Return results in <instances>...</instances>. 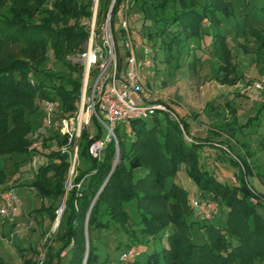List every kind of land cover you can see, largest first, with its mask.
Masks as SVG:
<instances>
[{
  "label": "trees",
  "instance_id": "16d2710c",
  "mask_svg": "<svg viewBox=\"0 0 264 264\" xmlns=\"http://www.w3.org/2000/svg\"><path fill=\"white\" fill-rule=\"evenodd\" d=\"M7 1L11 7L7 13H3L1 7ZM22 1H0V47H8L6 58L0 59V154L16 150L29 155L30 140L26 136L34 130L31 129L30 118L25 115L37 111L36 98L53 100L56 93L61 101L60 114L77 109L83 64L66 57L84 50L89 36L88 29L79 25L77 20L69 27H58L56 24L65 22L67 17L79 19L88 16L92 13L90 0L84 5L81 0H52V10L39 4L37 10L41 19L37 22L30 13L21 11ZM40 1L44 3V0ZM98 1L99 11L108 8L109 0ZM115 2L111 17L122 3L130 9L140 10L143 18L159 16L153 20L154 30H150L147 36L167 43L164 49L166 47L168 51L177 50L183 36L186 39L200 37L202 23L205 20L210 26L218 23L220 9L224 11L228 6L216 0ZM148 2L153 8L150 9L153 13L150 16ZM169 8L170 14H167ZM217 37L220 44L216 45L220 48L224 45L221 32L214 35L213 42L218 41ZM261 42L259 51L263 53L264 40ZM49 53L63 74L55 69L45 71L43 64ZM224 53L229 61L230 54ZM147 118L140 117L126 124L133 137L127 146L124 141L118 140L119 162L112 171L114 142L106 144L99 160L92 159L87 154L90 143L88 132H82L77 156H86L90 165L79 169V175L73 181L77 183L82 179L80 188L73 186L65 196V206L56 226L55 239L59 247L51 255L52 258H59L58 253L62 250L65 256L68 255L65 264H105L109 259L104 256L101 259L98 253L100 241L97 234L112 228L121 229L126 239L124 250L127 251L130 247H138L137 234L155 237L173 226L172 233L166 235L167 245L149 252L143 259H135L136 256L131 255L134 258L131 264H264V214L260 213V207L250 204V192L244 178L250 173L248 167L245 173L238 176L239 186L216 179L213 170L202 164L203 159L208 161L210 158L209 153L205 152H208V148H203L204 142L198 138H194V141L184 139L176 121L169 114L164 113L163 126H159L158 114L150 116L149 124ZM183 125L188 130L185 122ZM217 149L222 151L221 148ZM44 151L41 153L50 161L37 168L33 181L27 187L37 188L39 197L48 199L65 193L64 182L69 164L67 157L58 150L50 148L48 152ZM248 152L250 156L253 155ZM223 155L224 152L217 154V157L220 159ZM225 159L230 165L237 166L234 159ZM242 162L245 163V160ZM180 164L199 188L197 199L216 202L219 213L221 211L225 215L223 224L202 220L198 215V219L187 220L190 208L187 206L185 187L173 180ZM139 167L145 168L146 172L135 179L134 171ZM5 180L6 174L0 169V184ZM129 202L136 210L135 218H131L126 210ZM191 208L197 214V209ZM49 213L52 218L56 216L52 210ZM194 224L204 231L205 241L194 242L189 236ZM52 258L47 259L46 264H51ZM119 262L122 263L120 257ZM0 264H3L1 259ZM24 264L35 262L27 260Z\"/></svg>",
  "mask_w": 264,
  "mask_h": 264
},
{
  "label": "rangeland",
  "instance_id": "374dc122",
  "mask_svg": "<svg viewBox=\"0 0 264 264\" xmlns=\"http://www.w3.org/2000/svg\"><path fill=\"white\" fill-rule=\"evenodd\" d=\"M90 1L92 2V7H90L92 13L88 16L79 19L67 17L65 22L62 21L56 26L69 27L77 20L78 24L86 29L94 25L93 29L97 31V27L108 20L110 28L113 29V44H115V50L119 55L117 61L121 62L122 65L126 59L123 43L126 31L131 34V41L137 45L135 48L137 58L142 57L143 47L147 46L148 54L151 56V64L141 69L140 82L149 94V98H154L157 102L168 103L177 111L180 122L176 125H178L184 139L194 141V138H198L200 142H204L203 148H208V152H205L209 153L208 157L210 158L208 161L203 159L202 164L210 171L213 170L216 179L227 180L229 184L239 186L238 176L245 173L248 167L250 173L244 178L248 188L252 191L248 189L250 192L249 201L253 206L260 207V213L263 214L264 86L258 87L254 83L258 82L261 77L264 78V48L263 53L259 51L261 41L264 40V0H216L228 5L224 11L220 9L219 22L210 26L208 20H205L202 23L203 28L200 37L186 39L183 36V42L177 50L173 51H168L166 47L164 49L167 43L160 42L159 39H150L147 36L150 30H154L152 28L153 20L159 17L154 15L155 17L152 19L151 2H148L150 6L147 9L148 11L151 9L148 14L151 16L143 18L140 10L137 8L130 9L128 5H123V3L115 12L114 17H111L110 13L115 6V0H109L108 8H104L102 12L99 11L100 2L98 0ZM22 2L24 4H19L21 11L30 13L35 22L41 19L39 10H37L39 4L44 7L47 6L50 10L54 7L52 0H44L43 4L40 0H23ZM86 2L87 0H81L83 5ZM10 7L9 1L4 2L1 11L7 13ZM170 10V8L166 10V13L170 14ZM123 19H127V30L123 27L120 28ZM158 21L161 22V20ZM220 32L224 39V45L219 48L217 46L220 44L219 38L217 37V42H213L212 38L215 34L216 36L219 35ZM7 48V46L0 47V59L6 58ZM224 52L230 54L229 61L226 60ZM76 55L73 53L66 58L80 63L76 59ZM37 57L34 58L38 59ZM43 67L45 71H54L55 69L60 71L59 74H63L51 53L46 57ZM91 83L92 79L89 84ZM87 96L88 92L85 98ZM53 97L55 106L52 116L53 120L56 121L61 116L59 114L61 101L56 93ZM82 97L80 91L78 106L75 111L86 105L85 98L82 101ZM38 99L34 100L35 106L38 107L37 111L25 115V117L30 118L31 129L34 130L26 136L30 142L38 136L41 132L40 127L44 125L41 116L44 102ZM157 114L160 119L159 126H163L165 122L164 113L158 112ZM233 116L234 120L232 119ZM147 122L148 124L151 123L150 117L147 118ZM183 122L188 125V130ZM95 125L96 123L92 118L86 127L91 135L97 133L98 129ZM116 127L120 136L115 131V136L110 140L114 142L115 146L111 171L114 165L119 162L118 140L121 139L127 146L133 137V132L127 125L119 124ZM55 139L57 140L58 136L55 135L54 138V133L53 135L47 133L42 141L44 146L39 147V150L42 152L44 149V152H48V149L53 148ZM79 139L75 141L77 145H79ZM217 148H221L224 152L223 157L221 156L222 159H219L217 154L222 155L223 152ZM248 151L252 152L253 155L250 156ZM27 155L26 152L16 150L12 153L0 154V169H3L4 174H6L5 182L0 185L14 186L16 198L19 201L13 221L0 216V259L3 264H24L27 260H34L35 264H46L47 259H51L53 257L51 255L59 247L55 238H57L58 227L56 226L60 215L56 214V211L59 209L62 211L64 208L65 196L71 188L68 191L65 190L61 196L48 199L40 198L37 188L27 187L33 181L34 176L28 170ZM79 157L80 170L90 165V160L86 156L79 155ZM224 157L234 159L237 166L230 165L228 159ZM243 160L245 163L242 162ZM179 167L180 169L173 180L183 188L185 187L187 206L190 208L187 220H195L198 219V214H196V210H192L191 205L192 199L198 196L199 188L190 180L183 164H180ZM145 172V168H136L134 171L135 179L144 175ZM253 192L256 193L253 194ZM251 197L256 198V201H251ZM214 203V210L217 209L216 213L213 212L209 215L207 220L223 224L225 215L221 211L219 213V207L215 201ZM49 210L54 211L56 216L52 218ZM126 210L131 218H135L136 210L133 209L132 203L129 202ZM172 231L173 226H169L155 237L145 235L141 237L137 234L139 248L130 247L129 254L135 255V259L145 258L149 252L157 251L167 245L166 235ZM86 232L85 226V234H87ZM203 232L197 224H194L190 229L189 236L194 242L201 243L206 240ZM97 235L100 241L98 242V253L101 254V259L103 256L109 259V262L106 261L105 264H120L121 252H126L124 250L125 234L122 233L121 229L112 228ZM137 250L142 253L137 252ZM58 255H60L59 258H52L51 264H65L68 255L65 256L62 250ZM133 260L134 258L131 257L129 260L121 261V264H131Z\"/></svg>",
  "mask_w": 264,
  "mask_h": 264
},
{
  "label": "built area",
  "instance_id": "2783aa9c",
  "mask_svg": "<svg viewBox=\"0 0 264 264\" xmlns=\"http://www.w3.org/2000/svg\"><path fill=\"white\" fill-rule=\"evenodd\" d=\"M127 24V19H123L120 28L123 27L127 30ZM93 27L94 25L88 28L89 36L84 44V50L76 55V59L83 64L80 87L83 95L82 101L88 92V96L85 98L86 105L78 108V111L73 114L71 112L67 115L60 114L59 111L61 116L54 121L52 112L55 103L50 99L43 100L44 107L41 116L44 125L40 127L41 132L32 142H29L28 146V167L29 171L35 175L39 166L50 161L39 150L44 137L47 136V133H51V135L54 133V138L55 135L58 136V139L54 140L53 149L65 155L69 164L66 168L67 174L64 182L66 191L73 186L80 188L82 179L77 183L73 182L80 172V160L77 156L78 145L75 141L80 138L84 130L88 132L87 139H90L87 154L92 159L99 160L106 144L115 136L116 126L119 124L126 125L133 119L147 118L158 112L169 114L176 123L180 122L177 111L168 103L157 102L154 98H149V94L140 82L141 69L151 64V57L147 54L148 48L144 46L142 57L137 58L135 56L137 45L131 41V34L126 31L123 39L126 59L122 65L117 61L119 55L115 50V44H113V30L110 28L109 21L98 26L97 31ZM91 79L92 83L89 84ZM263 84V77L254 83L258 87L264 86ZM92 118L98 129L95 135H91L86 128ZM255 193L253 192V194ZM16 197L14 186L0 185V216L9 221H13V216L19 205ZM250 200L255 202L256 198L251 197ZM262 205L264 206V203ZM191 207L197 209V214L202 220H207L209 215L217 210H214V201H200L197 198L192 199ZM262 210L264 214V208ZM60 211V209L56 211V214L60 215ZM129 250L122 252L121 261L128 260L131 255L134 256L132 253L129 254ZM137 252L139 251L137 250Z\"/></svg>",
  "mask_w": 264,
  "mask_h": 264
},
{
  "label": "crops",
  "instance_id": "0c3cea01",
  "mask_svg": "<svg viewBox=\"0 0 264 264\" xmlns=\"http://www.w3.org/2000/svg\"><path fill=\"white\" fill-rule=\"evenodd\" d=\"M27 165H28V163H27ZM28 170H29V167H28ZM192 181V180H191ZM198 193V192H197Z\"/></svg>",
  "mask_w": 264,
  "mask_h": 264
},
{
  "label": "water",
  "instance_id": "95a60500",
  "mask_svg": "<svg viewBox=\"0 0 264 264\" xmlns=\"http://www.w3.org/2000/svg\"><path fill=\"white\" fill-rule=\"evenodd\" d=\"M87 233V232H86Z\"/></svg>",
  "mask_w": 264,
  "mask_h": 264
}]
</instances>
